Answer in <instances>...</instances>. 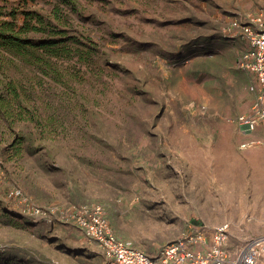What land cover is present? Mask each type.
I'll list each match as a JSON object with an SVG mask.
<instances>
[{
    "label": "rangeland",
    "instance_id": "1",
    "mask_svg": "<svg viewBox=\"0 0 264 264\" xmlns=\"http://www.w3.org/2000/svg\"><path fill=\"white\" fill-rule=\"evenodd\" d=\"M80 2L95 12L83 22L111 51L114 72L104 83L77 78L63 107L50 95L61 90L40 80L38 102L55 119L46 129L0 124V264H116L68 219L84 203L103 205L114 231L152 255L193 225L229 222L232 256L264 239V147H241L248 136L238 120L256 101V78L238 65L247 42L229 33L264 0ZM20 129L35 143L15 145ZM16 189L61 211L28 214Z\"/></svg>",
    "mask_w": 264,
    "mask_h": 264
},
{
    "label": "trees",
    "instance_id": "2",
    "mask_svg": "<svg viewBox=\"0 0 264 264\" xmlns=\"http://www.w3.org/2000/svg\"><path fill=\"white\" fill-rule=\"evenodd\" d=\"M2 1L0 124L5 122L8 128H15L21 123L25 127L36 123L46 129L55 119L46 116L52 105L38 102L44 86L40 80L48 83L45 91L61 90L50 95H57V105L63 107L65 89L72 87L77 78L106 81L107 70L114 72V67L108 64L112 53L106 44L89 35L91 27L83 20L95 12L86 14L80 0H58L71 9L57 4L49 13L34 8L23 9L21 13L19 7L7 10ZM13 140L19 147L35 143L32 132L25 129L17 131Z\"/></svg>",
    "mask_w": 264,
    "mask_h": 264
},
{
    "label": "built area",
    "instance_id": "3",
    "mask_svg": "<svg viewBox=\"0 0 264 264\" xmlns=\"http://www.w3.org/2000/svg\"><path fill=\"white\" fill-rule=\"evenodd\" d=\"M229 33L247 42L238 58V65L256 78L250 86L256 95L252 110L238 117L243 132L248 136L241 147H264V8L234 18L229 24ZM11 196L18 197L24 211L31 215L51 220L53 214L61 211L54 206L39 205L25 196L21 189L13 191ZM66 215L95 239L116 264H264V239L251 240L232 256L229 248L231 227L227 221L213 226L193 225L152 255L118 235L100 203L74 205Z\"/></svg>",
    "mask_w": 264,
    "mask_h": 264
},
{
    "label": "bare ground",
    "instance_id": "4",
    "mask_svg": "<svg viewBox=\"0 0 264 264\" xmlns=\"http://www.w3.org/2000/svg\"><path fill=\"white\" fill-rule=\"evenodd\" d=\"M261 162L259 160L256 159L255 165L256 167L260 164Z\"/></svg>",
    "mask_w": 264,
    "mask_h": 264
}]
</instances>
